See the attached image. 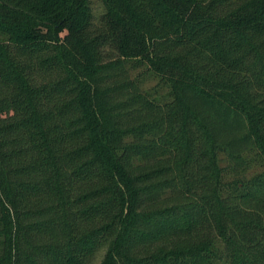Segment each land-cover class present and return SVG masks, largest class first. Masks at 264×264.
<instances>
[{
    "label": "trees",
    "instance_id": "1",
    "mask_svg": "<svg viewBox=\"0 0 264 264\" xmlns=\"http://www.w3.org/2000/svg\"><path fill=\"white\" fill-rule=\"evenodd\" d=\"M100 1L0 0V264H264V0Z\"/></svg>",
    "mask_w": 264,
    "mask_h": 264
},
{
    "label": "rangeland",
    "instance_id": "2",
    "mask_svg": "<svg viewBox=\"0 0 264 264\" xmlns=\"http://www.w3.org/2000/svg\"><path fill=\"white\" fill-rule=\"evenodd\" d=\"M91 7H92V11L94 14V18L97 19L102 11V3L100 0H91ZM104 253V250H102L98 256H97V261L100 260V258L102 257Z\"/></svg>",
    "mask_w": 264,
    "mask_h": 264
}]
</instances>
